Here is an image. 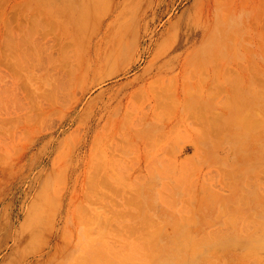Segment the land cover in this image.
<instances>
[{"label": "rangeland", "instance_id": "obj_1", "mask_svg": "<svg viewBox=\"0 0 264 264\" xmlns=\"http://www.w3.org/2000/svg\"><path fill=\"white\" fill-rule=\"evenodd\" d=\"M120 49L69 121L65 69ZM49 243L44 264H264V0H0V264Z\"/></svg>", "mask_w": 264, "mask_h": 264}, {"label": "bare ground", "instance_id": "obj_2", "mask_svg": "<svg viewBox=\"0 0 264 264\" xmlns=\"http://www.w3.org/2000/svg\"><path fill=\"white\" fill-rule=\"evenodd\" d=\"M149 24V21L146 20L145 21V25L147 26ZM128 48V47H127ZM126 52H128V49H126L124 51V54H126ZM122 55V50L120 49V51L116 54H110L107 56H104L102 58H98L95 60H91L90 58H86V59H77L74 58L73 62H71L70 65V69L67 67L65 69V71H67L65 73V76H63V79L65 81L64 85H59V83L56 86V89L60 88L61 86V90H60V94L58 92V94H55L56 97L58 96V100L57 102L59 103L58 105L61 107L60 111H63L62 109H65L64 111L66 112V116H68L72 110H74L78 104L80 103V101L82 100V97L88 93L95 85H97L98 83H100L101 81H103L104 79L112 76L114 73L111 72H106L104 74H100L98 75V73L103 70L106 67L111 66L118 58H120ZM72 57V55H71ZM70 58V57H68ZM69 62V61H68ZM69 69V70H68ZM64 75V73H62ZM62 78H60L61 82H64ZM66 79V80H65ZM59 80V79H58ZM157 86V85H156ZM58 87V88H57ZM170 87V86H169ZM161 89V88H160ZM163 90V89H162ZM155 91V90H154ZM165 94V93H164ZM159 97V96H158ZM54 98V97H53ZM162 100V99H161ZM177 100V99H176ZM187 100V99H186ZM54 101V100H53ZM91 102V101H90ZM87 102L83 107H82V112L88 114V121L90 122V124H92V121L95 120L96 118L98 119L97 122H99L100 120H102L103 116H104V112L106 110L107 107V102L105 99H102L100 102H97L95 105H93V109L91 110V103ZM166 102V101H165ZM53 103V102H52ZM174 106V105H173ZM158 107V106H157ZM162 107V105H161ZM170 105H169V109H170ZM55 110V109H54ZM58 111V110H57ZM59 111V112H60ZM104 111V112H102ZM167 111V110H166ZM165 111V112H166ZM97 112H101L99 114L98 117H96V114H98ZM129 112H131L129 110ZM132 113V112H131ZM192 113V112H191ZM128 114V112H127ZM126 114V115H127ZM190 114V113H189ZM74 116V115H73ZM129 116V115H128ZM77 116L75 117H71L69 115V121H73L76 119ZM218 117V116H217ZM136 118H140V117H136ZM50 123V122H49ZM49 123L46 124V126L48 125V128L45 127V129H49ZM257 123V122H256ZM51 124V123H50ZM211 124V123H210ZM51 126V125H50ZM213 127V126H212ZM91 125H88L85 128V132L84 134L86 135L87 132L90 130ZM98 168V167H97ZM99 169V168H98ZM96 171V170H95ZM86 172V171H85ZM91 178V177H90ZM102 179V178H101ZM89 181V180H88ZM102 181V180H101ZM105 181V180H104ZM90 182V181H89ZM95 182V181H94ZM85 183V181H84ZM100 183V182H99ZM88 185V183H87ZM90 186V185H88ZM92 187V186H91ZM85 189V188H84ZM91 189V188H90ZM97 189V188H96ZM86 190V189H85ZM92 190V189H91ZM89 190V191H91ZM95 190V189H94ZM88 191V192H89ZM94 192V191H93ZM98 193V191H97ZM100 194V193H99ZM96 195V194H95ZM85 197H87L85 195ZM95 197V196H94ZM133 201V200H132ZM79 205V204H78ZM85 206V205H84ZM83 208V207H82ZM85 210H88L87 208ZM89 212V211H88ZM88 217V216H87ZM91 218V216H90ZM93 218V217H92ZM90 220V219H89ZM91 221V220H90ZM10 241L12 242V244L10 245L11 250L16 252L18 251L19 247L21 246V241L17 238V236H14V234L12 233L10 235ZM52 241V240H51ZM146 243V242H145ZM52 248V246L50 245V243L47 245L46 250L41 251L38 253L37 256H35L34 252L30 251L29 253H23L21 252L20 254V258L17 259V257L15 259H17L14 262H10V264H42L44 261V257L46 256V254L48 255L50 253V249ZM14 259V258H13ZM12 259V261H13ZM14 259V260H15ZM35 260V261H34ZM44 264V263H43Z\"/></svg>", "mask_w": 264, "mask_h": 264}]
</instances>
